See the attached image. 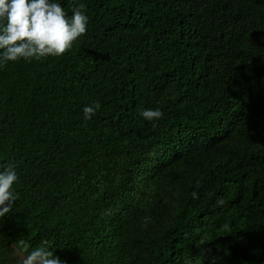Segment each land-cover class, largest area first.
Here are the masks:
<instances>
[{"label": "trees", "instance_id": "1", "mask_svg": "<svg viewBox=\"0 0 264 264\" xmlns=\"http://www.w3.org/2000/svg\"><path fill=\"white\" fill-rule=\"evenodd\" d=\"M52 2L83 3L87 32L0 65V171L19 195L4 244L46 240L64 264H264V0Z\"/></svg>", "mask_w": 264, "mask_h": 264}, {"label": "clouds", "instance_id": "2", "mask_svg": "<svg viewBox=\"0 0 264 264\" xmlns=\"http://www.w3.org/2000/svg\"><path fill=\"white\" fill-rule=\"evenodd\" d=\"M85 5H73L68 16L59 3L52 0H0V65L24 60H42L49 56L59 58L71 50L73 44L87 32L88 17ZM101 107L99 102L85 106L84 119L90 120ZM139 115L146 121L159 120V109H143ZM18 180L12 166L0 171V218L11 212L18 194L12 187ZM197 199V194L192 193ZM223 203V201H220ZM224 229H228L225 224ZM0 264H64L50 250L45 240L30 250V244L19 239L5 245L0 233ZM213 264L215 262L213 261Z\"/></svg>", "mask_w": 264, "mask_h": 264}]
</instances>
